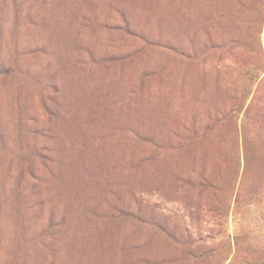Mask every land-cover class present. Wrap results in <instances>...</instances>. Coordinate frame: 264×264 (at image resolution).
Masks as SVG:
<instances>
[{"label":"rangeland","instance_id":"rangeland-1","mask_svg":"<svg viewBox=\"0 0 264 264\" xmlns=\"http://www.w3.org/2000/svg\"><path fill=\"white\" fill-rule=\"evenodd\" d=\"M264 262V0H0V264Z\"/></svg>","mask_w":264,"mask_h":264},{"label":"trees","instance_id":"trees-1","mask_svg":"<svg viewBox=\"0 0 264 264\" xmlns=\"http://www.w3.org/2000/svg\"><path fill=\"white\" fill-rule=\"evenodd\" d=\"M251 264H264V262H252Z\"/></svg>","mask_w":264,"mask_h":264}]
</instances>
